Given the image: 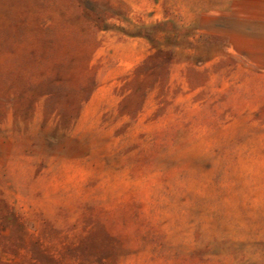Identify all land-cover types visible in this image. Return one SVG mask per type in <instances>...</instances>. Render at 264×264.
Masks as SVG:
<instances>
[{
	"label": "rangeland",
	"instance_id": "obj_1",
	"mask_svg": "<svg viewBox=\"0 0 264 264\" xmlns=\"http://www.w3.org/2000/svg\"><path fill=\"white\" fill-rule=\"evenodd\" d=\"M28 2L0 264H264V0Z\"/></svg>",
	"mask_w": 264,
	"mask_h": 264
},
{
	"label": "crops",
	"instance_id": "obj_2",
	"mask_svg": "<svg viewBox=\"0 0 264 264\" xmlns=\"http://www.w3.org/2000/svg\"><path fill=\"white\" fill-rule=\"evenodd\" d=\"M24 2L25 0H0V55L17 43L24 33L22 25L28 12ZM259 49L262 52L264 46Z\"/></svg>",
	"mask_w": 264,
	"mask_h": 264
},
{
	"label": "trees",
	"instance_id": "obj_3",
	"mask_svg": "<svg viewBox=\"0 0 264 264\" xmlns=\"http://www.w3.org/2000/svg\"><path fill=\"white\" fill-rule=\"evenodd\" d=\"M25 6L28 8V12H27V16L25 17V20L23 22L22 25V30H23V35H21V37L17 40V43H14L13 45H11L10 47H8L7 49H5V51H3L2 55L6 54L7 52H9L11 49H13L15 46L19 45L20 40L24 39V38H33V30L29 29L28 24H27V20L29 19V14H30V8H29V2L28 0H25L24 2ZM1 72H3V74H7L8 71L6 69L2 70ZM126 105L123 104L122 108H124Z\"/></svg>",
	"mask_w": 264,
	"mask_h": 264
}]
</instances>
